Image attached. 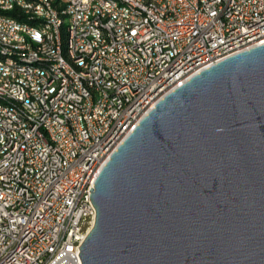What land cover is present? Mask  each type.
<instances>
[{"label":"built area","instance_id":"2783aa9c","mask_svg":"<svg viewBox=\"0 0 264 264\" xmlns=\"http://www.w3.org/2000/svg\"><path fill=\"white\" fill-rule=\"evenodd\" d=\"M125 1L137 5V0ZM219 1H226V11L218 10ZM17 3L0 0V22L7 34L36 33L7 22ZM70 3L72 51L86 53L82 69L97 71L95 84L76 83L63 105L40 107L51 75L15 64L0 66L4 88L16 93L10 102L19 107V101H28V109H22L26 122L0 108V127L5 129L0 137V244L10 245V253H0V264H81L79 247L96 215L89 190L109 148H117L153 101L189 72L264 43V0H215L203 9L192 7L190 0H176L174 12L151 13L153 28L97 0ZM87 6H94V16H87ZM97 21L105 22L108 35L95 29ZM127 21H134V29L123 32ZM102 36L118 37V44L107 49L106 58L97 59V66H87V59L94 58L89 43L101 46ZM56 43L51 57H57ZM133 50H142V58L133 57ZM25 83H33V90H25ZM127 96L135 97V105L119 112ZM47 109H54V118H47ZM1 116H9V124H1ZM17 127H25V135H16ZM40 130L48 131L45 145L33 142ZM85 131H92V139H85ZM16 139H23L21 155L4 153V146ZM28 192H35L36 201H27Z\"/></svg>","mask_w":264,"mask_h":264},{"label":"water","instance_id":"95a60500","mask_svg":"<svg viewBox=\"0 0 264 264\" xmlns=\"http://www.w3.org/2000/svg\"><path fill=\"white\" fill-rule=\"evenodd\" d=\"M93 184L81 264H264V43L165 94Z\"/></svg>","mask_w":264,"mask_h":264},{"label":"bare ground","instance_id":"6f19581e","mask_svg":"<svg viewBox=\"0 0 264 264\" xmlns=\"http://www.w3.org/2000/svg\"><path fill=\"white\" fill-rule=\"evenodd\" d=\"M13 6V13L7 15V22H17V28L31 29L36 33H26V36H11L0 22V66L17 65L21 69L46 70L51 77L44 83V98L40 99V107L63 105L64 98H68V92L75 90L76 83L80 85H92L96 83L97 71L86 68V53L72 51L71 17L68 12L73 11L70 0H19ZM105 4L106 9L118 10L131 19L142 18L144 28H153V14L174 12L176 0H137V5L125 0H97ZM215 0H190L192 7L203 9L204 3H214ZM260 3V0H253ZM219 11H226V1H219ZM29 15V16H27ZM87 16H94V6H87ZM37 17V18H35ZM54 18V19H53ZM55 23L57 26L55 28ZM95 29L101 30V35H108L104 21L95 22ZM134 29V21H127L123 25V32ZM56 43L57 57H51L52 46ZM118 44V37L102 36L101 46L97 41H90L89 50L94 58L87 59V66H97V59L106 58L107 49H114ZM257 45V44H255ZM133 57L142 58V50H133ZM228 56H222V59ZM219 62L213 61L212 64ZM212 64L208 65L211 66ZM206 67V68H208ZM199 72H189L188 77L171 85V91L187 81L191 76ZM62 81V84H61ZM61 90L59 94V87ZM25 90H33V83H25ZM55 97V98H54ZM16 100V93L12 88H4V82L0 81V108L2 111L12 114L17 122H26V114L22 109H28V101H19V107H15L10 101ZM157 101H153L151 109ZM135 105V97L127 96L119 103V112H126L127 108ZM47 118H54V109H47ZM1 124H9V116H1ZM132 132L129 131V134ZM16 135H25V127H17ZM0 137H5L4 127H0ZM85 139H92V131H85ZM48 141V131L40 130L39 134H33V142L37 145H45ZM23 139H16L12 145L4 146V153L21 155ZM116 148H109V155ZM99 170L95 172V178ZM27 201H36L35 192H28ZM0 253H10L9 244H0Z\"/></svg>","mask_w":264,"mask_h":264}]
</instances>
